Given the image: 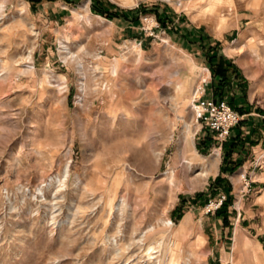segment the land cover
Listing matches in <instances>:
<instances>
[{"label":"rangeland","instance_id":"374dc122","mask_svg":"<svg viewBox=\"0 0 264 264\" xmlns=\"http://www.w3.org/2000/svg\"><path fill=\"white\" fill-rule=\"evenodd\" d=\"M207 44L242 77L226 219L206 212L224 150L192 107L214 92ZM0 74V264H264V189L239 177L258 167L264 0H0Z\"/></svg>","mask_w":264,"mask_h":264},{"label":"trees","instance_id":"16d2710c","mask_svg":"<svg viewBox=\"0 0 264 264\" xmlns=\"http://www.w3.org/2000/svg\"><path fill=\"white\" fill-rule=\"evenodd\" d=\"M143 7H140V9ZM102 12V11H101ZM105 14H108L107 16L110 18L116 17V14L109 15V13L104 12ZM203 44V43H202ZM204 46V44L202 45ZM204 54H205V60L208 64V67L212 71L213 79H212V85H214V92L212 95L215 98H224V90L230 89L232 87L233 82H238L242 80L241 74L239 73L238 67L230 60L228 59L224 53L219 52L217 50V46H212L210 44H207V49L205 47ZM228 103L237 109L239 112L243 113V110L238 107V105L235 104V101H228ZM241 122V121H240ZM240 125V123L238 124ZM236 125V126H238ZM233 131V130H232ZM237 135H234L233 141H229V138L222 143L221 148L224 150L223 155V162L220 167L219 174L215 177V179L212 181L211 186H215V190L220 189L225 194V199L222 201L220 207L216 210L218 214H223V218H227V208L231 202V195H229L230 190V183L229 181L223 177V174L231 173L233 172L239 165L242 163V159H233V153L237 150L236 139ZM209 138V137H208ZM240 153V152H238ZM179 208V207H178ZM177 209V208H176Z\"/></svg>","mask_w":264,"mask_h":264},{"label":"built area","instance_id":"2783aa9c","mask_svg":"<svg viewBox=\"0 0 264 264\" xmlns=\"http://www.w3.org/2000/svg\"><path fill=\"white\" fill-rule=\"evenodd\" d=\"M206 82V80H204ZM199 95L192 100V107L195 113V119L199 123H203L213 134L215 140L221 148L222 143L226 141L234 127L240 123L243 116L237 109L232 107L225 98H215L213 95L204 96L205 89L200 87ZM245 180L246 186H249L247 177H250L248 171L239 174ZM225 199V194H220L216 199H209L206 204V212H215Z\"/></svg>","mask_w":264,"mask_h":264},{"label":"crops","instance_id":"0c3cea01","mask_svg":"<svg viewBox=\"0 0 264 264\" xmlns=\"http://www.w3.org/2000/svg\"><path fill=\"white\" fill-rule=\"evenodd\" d=\"M238 106H240V105H238ZM255 124H256L255 132H254V129H245L243 131V133L246 135L248 134L250 137H252V135L254 133L256 143L254 145H251V148H252L253 158L254 157L258 158V167L254 172L253 171L249 172L251 167L256 163L250 159L245 160L243 162L242 166L245 168L244 171H247L249 169L248 172L251 173L250 177H256L257 178V179H254L253 182H256L255 184L257 186L264 189V120L257 119ZM246 128H249V124L246 126ZM238 156H240V155H238ZM234 177H236V175Z\"/></svg>","mask_w":264,"mask_h":264},{"label":"bare ground","instance_id":"6f19581e","mask_svg":"<svg viewBox=\"0 0 264 264\" xmlns=\"http://www.w3.org/2000/svg\"><path fill=\"white\" fill-rule=\"evenodd\" d=\"M30 55V53L28 54V56ZM256 55V54H255ZM259 55V54H258ZM27 56V57H28ZM79 65V68L81 69L80 65L81 64H78ZM112 72H115V67L113 68ZM0 77H1V74H0ZM196 93V89L193 91V94ZM211 162L212 164H218L219 162V152L218 151H215L214 152V155L212 156V159H211ZM68 173H69V165L66 167L65 171H64V180L66 179V177L68 176ZM202 175H205V172H202ZM40 192H42V188L40 187L39 188ZM55 197V196H54ZM123 201V200H122ZM121 201V202H122ZM124 202V201H123ZM55 203V202H54ZM121 205V203H120ZM123 205V204H122ZM121 205V206H122ZM118 209V208H117ZM120 209V208H119ZM54 218V217H53ZM164 225L168 226V222L166 220V222L163 223ZM183 229V226H181L180 229H178L175 233V236L179 233V231ZM155 230L154 227H151L149 229H145L142 231V233L140 234V237L137 239V243L139 244H144V240L147 238L148 236V233H152L153 231ZM163 235V234H162ZM167 241V240H166ZM165 245V240H164V237L162 236L157 242H156V245L152 244V245H149L148 246V249H147V253H148V258L151 260L153 258H156V256L152 255V253H156V252H159L160 250L163 249V246ZM166 247V246H165ZM118 251V250H117ZM164 252V257L166 258V261H165V264H174L175 263V255L173 254V252L171 250H167L166 248L162 250ZM164 259V258H162ZM160 261V260H159ZM159 264V263H158ZM162 264V263H161Z\"/></svg>","mask_w":264,"mask_h":264}]
</instances>
